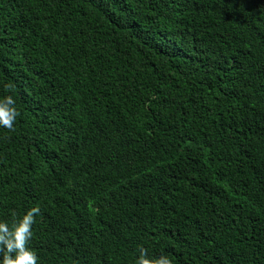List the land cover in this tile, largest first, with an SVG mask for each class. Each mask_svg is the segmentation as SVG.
I'll return each instance as SVG.
<instances>
[{"label": "trees", "instance_id": "1", "mask_svg": "<svg viewBox=\"0 0 264 264\" xmlns=\"http://www.w3.org/2000/svg\"><path fill=\"white\" fill-rule=\"evenodd\" d=\"M8 95L38 264H264V0H0Z\"/></svg>", "mask_w": 264, "mask_h": 264}, {"label": "clouds", "instance_id": "2", "mask_svg": "<svg viewBox=\"0 0 264 264\" xmlns=\"http://www.w3.org/2000/svg\"><path fill=\"white\" fill-rule=\"evenodd\" d=\"M18 115L13 96L0 98V126L13 129ZM39 213L40 209L33 207L14 219L12 224L0 221V264H38L39 256L31 249L29 241L32 239L33 225ZM13 216L16 214L13 213ZM136 264H173V261L165 254L152 257L146 249H141Z\"/></svg>", "mask_w": 264, "mask_h": 264}]
</instances>
